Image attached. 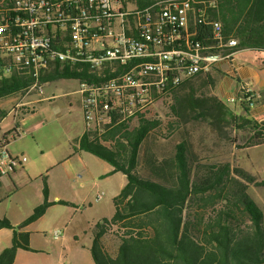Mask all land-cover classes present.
I'll return each instance as SVG.
<instances>
[{"label": "trees", "instance_id": "trees-1", "mask_svg": "<svg viewBox=\"0 0 264 264\" xmlns=\"http://www.w3.org/2000/svg\"><path fill=\"white\" fill-rule=\"evenodd\" d=\"M126 1L143 6L155 0ZM212 1L208 12L220 22L227 38L238 41L236 51L264 50V0ZM81 76L76 67L54 61L34 77L0 50V100L24 93L35 82ZM215 82L209 73L199 74L171 91L168 98L174 121L169 127L205 120L208 115L223 132V126L238 122L232 110L211 93ZM239 102L248 108L245 101ZM5 116L0 108V119ZM158 125L160 119L153 115L139 119L131 129L115 127L104 137L111 141L108 145L85 133L76 139L79 151L107 161L113 166L110 174L121 172L127 179L112 198V216L91 225L88 249L94 264H264V213L248 194L251 184L264 187V179L256 180L228 161L199 158L191 152L186 136L175 144L168 159L153 158L147 166L149 176H143L139 172L141 149ZM247 126L252 133L244 146L264 144V125L242 122L239 128ZM42 185L43 201L20 224L0 216V229L12 231L10 244L0 251V264H14L18 249L34 251L26 226L54 204H72L48 199L46 175Z\"/></svg>", "mask_w": 264, "mask_h": 264}, {"label": "built area", "instance_id": "built-area-1", "mask_svg": "<svg viewBox=\"0 0 264 264\" xmlns=\"http://www.w3.org/2000/svg\"><path fill=\"white\" fill-rule=\"evenodd\" d=\"M212 0H155L139 6L126 0H0V50L34 77L54 61L82 74L77 93L84 133L99 143L115 127L148 118L185 80L232 62L238 41L227 38L209 14ZM263 53L264 50L253 49ZM42 84L35 82L28 95ZM256 104L244 84L228 97ZM1 120V119H0ZM13 137L19 135L17 130ZM12 138V137H11ZM0 141V175L26 162ZM62 231L52 232L54 239Z\"/></svg>", "mask_w": 264, "mask_h": 264}, {"label": "rangeland", "instance_id": "rangeland-1", "mask_svg": "<svg viewBox=\"0 0 264 264\" xmlns=\"http://www.w3.org/2000/svg\"><path fill=\"white\" fill-rule=\"evenodd\" d=\"M239 60L247 62V51L239 54ZM236 85H238L237 81L233 83V87ZM41 87V91L36 88L28 95L21 93L13 96L16 101L33 100L34 102L30 105L34 111L23 114L25 121L30 123V128L21 126L23 129L18 138L12 139L8 133L6 134L7 148L12 154H19L21 149L26 150L22 154L27 159L24 164L32 163L31 173L33 176H37L36 180L33 184L24 185L21 190L16 192L12 185L13 180L11 181L8 175L2 176L0 208H11L20 205L22 201L35 198L38 193L36 183L41 182L38 172L45 166L48 167L43 171L42 176L46 175V179L49 176L58 183H60L59 179L72 180L73 176L74 181L77 179L87 180L88 177L85 178L81 170L84 162L96 174L101 172L98 158L92 154L84 153L83 160L77 154L80 151L76 139L84 130L80 94L76 92L78 80L57 79L43 83ZM213 89L214 87H212V91ZM221 100L229 109L237 106L238 114L244 113H239L241 111L237 103L239 101L231 102L229 98ZM171 103L170 98L157 101L148 116V118L153 115L158 117L160 125L149 134L142 146L139 172L143 176H149L147 166L153 158L162 161L168 159L175 144L186 136L191 152L199 158L213 162L228 161L233 167H240L250 173L256 180L264 179V144L245 147L247 133L238 129V122L226 124L223 126V132L217 128L213 116L207 114L205 120H192L185 126L174 125L171 128L168 125L169 122L174 121L170 114ZM14 104L15 100H12L10 106H14ZM2 120L3 128L11 130L17 122H22V116L16 115L14 118L12 113L6 115ZM33 124L40 126L35 129ZM136 124L138 123H133L131 128ZM21 170L20 167H17L16 172ZM116 177L127 180L126 176L122 174L108 177L100 182L99 187L94 190V194L97 192V195L99 194L102 208L100 212L102 213L106 211L112 215L114 212L111 197L107 196V192H109L107 189L119 188L120 183L115 180ZM248 194L264 213V187L251 184ZM88 206L87 203L83 205L79 201H75L71 205L59 204L48 208V212L43 215L42 219L33 222L34 230L30 236V246L36 251L26 252L29 264H94L88 250H81L82 247L90 246L92 242L91 225L99 220L95 219L97 215L94 213V208L90 209ZM56 229L62 231V236L59 239L52 237V232ZM83 251L86 256L83 255Z\"/></svg>", "mask_w": 264, "mask_h": 264}, {"label": "crops", "instance_id": "crops-1", "mask_svg": "<svg viewBox=\"0 0 264 264\" xmlns=\"http://www.w3.org/2000/svg\"><path fill=\"white\" fill-rule=\"evenodd\" d=\"M244 51H247V62H243L239 60V54ZM232 58L233 59L231 63L227 60H223L217 65V67H215L209 72V75L212 77V79L216 80L212 94L220 97L219 100H221L222 98L226 99L238 93L244 84L249 85V87L252 88L257 95L255 106L252 108L248 107L246 109L244 106L241 105L240 102H237L241 108V111H239V113L241 112L244 113L238 114L237 106H234L233 109L231 110L233 111L234 116L237 117V121L239 125L242 122H247V124L249 122V123H253L254 125H264V54L256 52L253 49L247 48L236 51L233 54ZM235 81H237L238 85L233 87V83ZM12 100H15L14 106H10ZM33 102H34L33 100H24V99L16 101V99L13 97L0 100V108L6 111V115L13 113L14 118L16 115L22 116V122L21 123L17 122L16 126L13 128L16 129L17 132L19 133L17 137H13L12 136L13 134L9 133L10 131L9 128L6 129L3 128L2 119L4 118L0 120V141L3 140L4 138L8 139L6 136L7 133L9 134V137H12V139L18 138L20 136V132L23 129L21 128V126L23 127L27 126V129L30 128V123L28 121H25L24 118L25 115L23 116V114L34 111V108L31 107L32 105H30ZM39 126H40L39 124H33V127L35 129L38 128ZM240 131L247 133V138L252 133V131L249 129L248 126L241 128ZM83 133L84 130L81 132L78 138ZM8 151L11 154V156H24L22 154H24V151L26 150L21 149L19 154H12L9 149ZM84 153H89V152L80 151L77 154L78 156H80V158L84 160ZM93 156L100 160L98 161V164H100L101 172L96 174L91 170L88 164L84 162L83 166L81 167V170L84 173L85 178L88 177L87 180L77 179L76 181H74L73 180L74 176H73L72 180L59 179L60 183H58L54 179H51L49 176H47V183L49 189L48 199L50 201L65 200L72 203L75 201H79L80 203H83V205L87 203L89 205L88 208L90 209L94 208V213L95 215H97L95 219L97 220L103 217L109 218L112 215L108 214L106 211L103 213L100 212L102 208L98 197L99 194L97 195L98 192L94 194V190L97 187H99L100 182L106 180V178L118 176V174H122L124 176V174L121 172L110 174V171L113 169V166L107 161L95 155ZM67 166L69 168V165ZM19 167L22 169L20 172H16L17 168H15L13 171H11L8 174V177L11 179V181L13 180L12 185L15 188L16 192L21 190L24 185L33 184L36 180L35 177H37V176H33L31 173L32 163L26 165L22 163ZM47 167L48 166H45V168H43L38 172V176L41 179V182L36 183V189L38 191L36 197L33 198L32 200L22 201V203L18 206H13L11 208L8 207L0 208V216H5L9 218L11 222H13L15 225H18L27 217V215L31 213L34 207H36L43 201L42 173L45 169H47ZM115 180L119 181L120 183L119 188L113 187L111 190L107 189V191H109L107 192V196L111 197V203H112V198L119 193L121 188L127 182V180H124L121 177H116ZM56 205L59 204H54L50 206L49 209ZM49 209H47L44 214H46ZM43 215L39 218V220L43 218ZM32 226L33 225L31 223L28 226H26L24 230L33 233L34 229L32 228ZM11 237H12V231L10 229H0V251L10 244ZM82 249L88 250L89 252V249L87 247H82L81 250ZM34 251L36 250L34 249ZM26 252L27 250L18 249L14 264H29V260L27 259ZM83 255L86 256L84 251H83Z\"/></svg>", "mask_w": 264, "mask_h": 264}]
</instances>
